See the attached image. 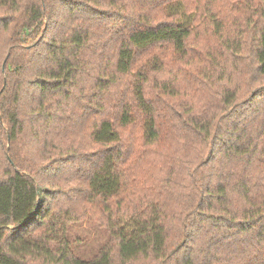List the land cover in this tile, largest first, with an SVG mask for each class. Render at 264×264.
I'll return each instance as SVG.
<instances>
[{
  "label": "trees",
  "instance_id": "obj_1",
  "mask_svg": "<svg viewBox=\"0 0 264 264\" xmlns=\"http://www.w3.org/2000/svg\"><path fill=\"white\" fill-rule=\"evenodd\" d=\"M216 1L0 0V264H264V0ZM64 183L103 214L89 258Z\"/></svg>",
  "mask_w": 264,
  "mask_h": 264
},
{
  "label": "rangeland",
  "instance_id": "obj_2",
  "mask_svg": "<svg viewBox=\"0 0 264 264\" xmlns=\"http://www.w3.org/2000/svg\"><path fill=\"white\" fill-rule=\"evenodd\" d=\"M224 0L216 1V4H221ZM202 29L199 34L195 37L194 43L192 46L193 51H198L203 45H208L209 36L204 32L203 28H206L202 24ZM168 53V52H167ZM169 54V53H168ZM241 57L236 58L237 61H240ZM203 65L204 62H202ZM172 63L169 64V67H172ZM243 65V64H242ZM190 67H185L183 72L180 74V84L187 86L192 83L187 84V77ZM244 78V76H243ZM190 98L195 100L200 108L206 106L209 108L206 114L212 116L220 108L219 95L213 91H203L200 93L192 94L190 92ZM204 101H209L203 104ZM211 108V109H210ZM138 133V129H137ZM176 146L174 143L169 144V138L164 143H161L155 151H149L148 154L140 158L135 165L132 166L131 173L136 177V179L146 178L149 175H161V169L165 165L163 159L159 157L160 152H164L165 155L175 152ZM174 162V161H173ZM66 185L65 189H70L68 193L64 194L60 199L59 206L63 209H71L74 212L79 213L76 220L69 223L68 233L69 237L74 245V251L78 256L83 258H89L96 254L98 249L104 245L109 238V234L104 226V217L101 213L99 206H94L91 204H86L87 199L80 194L77 197V190H73L80 183H64ZM168 195V193H161L160 197L163 199ZM51 199V198H50ZM56 202V201H55ZM53 202V203H55ZM87 205V206H86ZM88 207L89 210H84Z\"/></svg>",
  "mask_w": 264,
  "mask_h": 264
}]
</instances>
